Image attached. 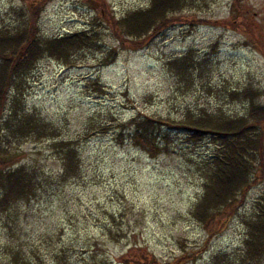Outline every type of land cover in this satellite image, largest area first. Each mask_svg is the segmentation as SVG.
<instances>
[{
    "label": "rangeland",
    "instance_id": "1",
    "mask_svg": "<svg viewBox=\"0 0 264 264\" xmlns=\"http://www.w3.org/2000/svg\"><path fill=\"white\" fill-rule=\"evenodd\" d=\"M150 1L0 0V26H15L42 2L43 36L89 29L97 30L99 40L68 62L40 58L26 76L22 106L54 128L56 137L12 142L11 166L34 171L41 183L32 196L0 213V264H170L204 245L186 264H210L220 253L236 260L243 217L253 212L264 181L210 237L213 223H198L190 210L203 192L201 168L213 153V138L192 142L174 129L152 156L129 131L120 137L119 125L142 115L180 119L203 108L244 114L247 100H231L232 89H258L264 103V0H198L176 12L180 19L144 47L133 49L116 38L110 17ZM204 19L229 22H199ZM113 49L115 61L104 64ZM187 52L188 74L172 64ZM61 139L78 147L76 177L60 176L62 161L53 143Z\"/></svg>",
    "mask_w": 264,
    "mask_h": 264
},
{
    "label": "trees",
    "instance_id": "2",
    "mask_svg": "<svg viewBox=\"0 0 264 264\" xmlns=\"http://www.w3.org/2000/svg\"><path fill=\"white\" fill-rule=\"evenodd\" d=\"M198 0H151L146 7L127 12L120 18L110 17L109 26L120 42L139 49L147 41L178 20L176 12L194 6ZM42 2L30 9L27 18H20L15 26H0V213L11 205L32 196L40 186V178L25 166H11L15 151L13 141L25 138H54L55 129L39 115L27 112L22 106V95L26 76L33 70L37 60L43 57L68 62L77 51L97 45V30L82 29L58 37H45L38 27ZM191 25L196 21H187ZM207 24L228 23L215 20H199ZM251 29L245 22L240 23ZM234 24H232L233 26ZM116 50L104 55V64L115 61ZM187 52L172 64L182 73L188 74L187 63L191 61ZM187 68V69H186ZM103 89V85L98 86ZM261 91L254 88L228 91L231 100H247L246 112L231 115L222 109L198 112L188 110L180 119L161 116H134L122 122L119 136L129 131L133 142L156 155L161 143L170 139V132L180 129L188 141L198 142L212 137L214 150L207 158L202 172L203 192L190 210L198 223L213 227L209 236L224 229L238 213L252 187L264 181V103L258 101ZM9 107L6 109V107ZM4 110H7L3 116ZM105 131V126H98ZM96 127L87 129L90 136ZM62 161V178L76 177L80 171L78 147L72 140H55L53 143ZM163 146L162 148H164ZM245 235L241 250L233 253L235 261L226 254L214 255L210 264H264V193L255 201L253 212L243 217ZM211 234V235H210ZM206 245L189 255L181 254L170 264H186ZM222 255V257H221ZM232 257V260H233ZM25 264H29L26 262Z\"/></svg>",
    "mask_w": 264,
    "mask_h": 264
}]
</instances>
